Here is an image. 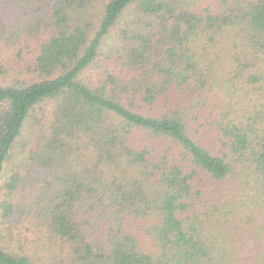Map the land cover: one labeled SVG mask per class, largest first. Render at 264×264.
I'll return each mask as SVG.
<instances>
[{
	"label": "trees",
	"instance_id": "1",
	"mask_svg": "<svg viewBox=\"0 0 264 264\" xmlns=\"http://www.w3.org/2000/svg\"><path fill=\"white\" fill-rule=\"evenodd\" d=\"M0 191V264H264V0H0Z\"/></svg>",
	"mask_w": 264,
	"mask_h": 264
},
{
	"label": "rangeland",
	"instance_id": "2",
	"mask_svg": "<svg viewBox=\"0 0 264 264\" xmlns=\"http://www.w3.org/2000/svg\"><path fill=\"white\" fill-rule=\"evenodd\" d=\"M4 53V52H3ZM3 56H5L4 54H3ZM7 56V55H6ZM26 58H29V57H26ZM1 193H2V191H0V196H1ZM30 233H26V234H23V235H18V234H16V233H14L13 234V240L15 241V239L14 238H23V236H28ZM33 240V239H32ZM16 242V241H15ZM17 243V242H16ZM18 244V243H17ZM20 244H24L23 242H20L18 245H20ZM26 244H28V243H26ZM25 244V245H26ZM32 245V247H33V251H34V254H35V250L37 249L38 250V256H40V258H41V260L42 261H45V259L46 258H48L52 253H54L53 251H51V250H49V248L50 247H48V246H46V247H42V246H40V245H38V244H34V243H32L31 244ZM47 263V262H46ZM45 263V264H46Z\"/></svg>",
	"mask_w": 264,
	"mask_h": 264
}]
</instances>
